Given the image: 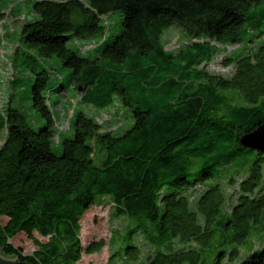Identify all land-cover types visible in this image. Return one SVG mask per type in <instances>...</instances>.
Returning a JSON list of instances; mask_svg holds the SVG:
<instances>
[{
    "label": "trees",
    "instance_id": "16d2710c",
    "mask_svg": "<svg viewBox=\"0 0 264 264\" xmlns=\"http://www.w3.org/2000/svg\"><path fill=\"white\" fill-rule=\"evenodd\" d=\"M32 10L37 18L21 26L15 53L34 62L30 98L45 123L33 128L22 110L0 108L2 253L81 264L104 241L83 246L80 219L107 197L127 219L107 264H264V240L250 242L264 233V152L239 142L264 120V0H33ZM113 11L122 28L93 56L68 46L71 36L104 35L102 16ZM171 25L202 41L166 50L161 34ZM211 42L237 45L221 59L230 75L208 70L218 50ZM53 55L72 69L79 101L101 110L118 99L131 126L101 131L74 110L73 134L59 136L54 152L50 68L36 62ZM224 183L234 187L229 195ZM19 233L34 240L32 252L10 241Z\"/></svg>",
    "mask_w": 264,
    "mask_h": 264
},
{
    "label": "rangeland",
    "instance_id": "374dc122",
    "mask_svg": "<svg viewBox=\"0 0 264 264\" xmlns=\"http://www.w3.org/2000/svg\"><path fill=\"white\" fill-rule=\"evenodd\" d=\"M33 0H0V12L5 14L0 23V108L5 109L8 104L22 110L33 128H38L45 123L44 118L32 108L30 98V88L34 82V74L28 65H33L30 60L24 61V56L15 49L20 43V32L23 23L37 18V14L32 10ZM102 23L105 26L104 35L92 36L89 38H80L71 36L68 40V46L83 56H93L96 52L94 47L102 43L104 39H112L122 28V15L119 11H113L102 16ZM193 41H202L190 39L188 34L180 27L171 25L165 28L161 34V42L168 51L177 52ZM211 44H215L211 42ZM218 47L217 53L208 62L207 68L213 72H221L230 75L231 66H223L221 59L224 55L232 51L237 45ZM49 69V80L45 88V97L53 111L55 136L52 139L51 147L56 153L62 151V145L59 136H72V127H69L70 117L75 110L84 111L92 116L102 125L101 131H114L120 134L126 128H129L133 122L129 107L121 104L118 99L104 109L99 110L90 104H84L79 101V91L74 82L70 80L72 69L63 65L56 56L41 57L36 61ZM64 84V89L57 91L55 88L60 83ZM5 131H0V146L5 138ZM99 158V154L94 156ZM264 173V163L262 166ZM192 175L189 177L191 178ZM235 177L240 180L244 177L240 170ZM226 181V180H225ZM224 181V182H225ZM224 189L227 195L232 193L234 187L224 183ZM6 218L0 216V223L3 224ZM80 240L83 246L91 241L103 240L104 246L96 252H83L80 258L81 264H107L112 252L121 242V237L127 226L125 216L115 215L113 205L107 197L100 200L98 204L92 205L85 211L80 219ZM39 240H44L37 234H34ZM138 245L143 251H148L141 237ZM264 240V233L261 236L252 235L250 242L254 248H258ZM16 247H20L24 254L32 252L36 245L32 238L24 233L17 234L10 240ZM242 254L246 249H242Z\"/></svg>",
    "mask_w": 264,
    "mask_h": 264
},
{
    "label": "water",
    "instance_id": "95a60500",
    "mask_svg": "<svg viewBox=\"0 0 264 264\" xmlns=\"http://www.w3.org/2000/svg\"><path fill=\"white\" fill-rule=\"evenodd\" d=\"M239 142L244 147L257 152H264V120L251 132L240 137ZM0 264H29L19 258L18 255L7 256L0 249Z\"/></svg>",
    "mask_w": 264,
    "mask_h": 264
},
{
    "label": "crops",
    "instance_id": "0c3cea01",
    "mask_svg": "<svg viewBox=\"0 0 264 264\" xmlns=\"http://www.w3.org/2000/svg\"><path fill=\"white\" fill-rule=\"evenodd\" d=\"M106 109V108H105ZM101 110H104V109H101Z\"/></svg>",
    "mask_w": 264,
    "mask_h": 264
}]
</instances>
